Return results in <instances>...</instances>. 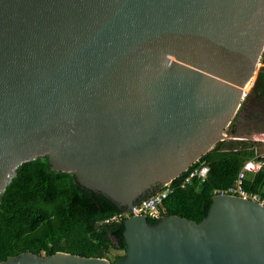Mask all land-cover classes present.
<instances>
[{"label":"water","instance_id":"95a60500","mask_svg":"<svg viewBox=\"0 0 264 264\" xmlns=\"http://www.w3.org/2000/svg\"><path fill=\"white\" fill-rule=\"evenodd\" d=\"M264 51V0H0V198L50 168L122 209L216 147ZM114 262L23 252L0 264H264V206L213 195L199 221L124 220Z\"/></svg>","mask_w":264,"mask_h":264},{"label":"trees","instance_id":"16d2710c","mask_svg":"<svg viewBox=\"0 0 264 264\" xmlns=\"http://www.w3.org/2000/svg\"><path fill=\"white\" fill-rule=\"evenodd\" d=\"M252 92L264 99V66L257 73ZM252 159L262 165L246 173L243 188L264 196V155L256 152L255 143L221 141L190 166L203 162L208 167L207 178H193L184 188L175 187L163 201L164 215L199 222L208 212L213 190L234 184L243 164ZM184 174L171 184L175 186ZM119 211L110 199L80 186L72 173L52 170L47 155L25 162L1 194L0 262L23 252L41 256L66 252L85 257H107L111 249L125 253V218L110 219ZM147 221L154 224L158 219L147 217Z\"/></svg>","mask_w":264,"mask_h":264},{"label":"built area","instance_id":"2783aa9c","mask_svg":"<svg viewBox=\"0 0 264 264\" xmlns=\"http://www.w3.org/2000/svg\"><path fill=\"white\" fill-rule=\"evenodd\" d=\"M261 165V162L254 159L246 161L238 172L234 184L228 186L227 188L214 189L212 194L232 195L242 199L251 200L264 206V196H260L258 193L250 192L243 188V180L246 177V173L258 170ZM207 171L208 167L203 162L191 168L189 167L184 171L185 174L175 186L171 184L172 179L168 184H163L159 190L153 192L147 197L135 201L130 208L120 210L119 213L115 214L110 219L119 221L122 218L138 215H145L149 218L159 219L164 216L165 212L163 201L173 192L174 188H184L193 178H198L200 181H204L207 178Z\"/></svg>","mask_w":264,"mask_h":264},{"label":"rangeland","instance_id":"374dc122","mask_svg":"<svg viewBox=\"0 0 264 264\" xmlns=\"http://www.w3.org/2000/svg\"><path fill=\"white\" fill-rule=\"evenodd\" d=\"M262 66H264L263 57L260 58L257 64L256 74L244 96L237 115L231 124L223 130V137L219 142L240 140L254 142L256 152L264 155V99L254 97L252 92L257 73ZM123 253L121 250L111 249L105 258L114 262L115 257Z\"/></svg>","mask_w":264,"mask_h":264},{"label":"bare ground","instance_id":"6f19581e","mask_svg":"<svg viewBox=\"0 0 264 264\" xmlns=\"http://www.w3.org/2000/svg\"><path fill=\"white\" fill-rule=\"evenodd\" d=\"M253 77H254V75H253ZM253 77H251V80L253 79ZM251 80L246 84V86H245V88H244V93H245V94H246V92H247V90H248V88H249V86H250ZM230 124H231V123H230ZM230 124H229V125H230ZM229 125H228V126H229ZM228 126H227V127H228Z\"/></svg>","mask_w":264,"mask_h":264},{"label":"crops","instance_id":"0c3cea01","mask_svg":"<svg viewBox=\"0 0 264 264\" xmlns=\"http://www.w3.org/2000/svg\"><path fill=\"white\" fill-rule=\"evenodd\" d=\"M231 132V131H230Z\"/></svg>","mask_w":264,"mask_h":264}]
</instances>
